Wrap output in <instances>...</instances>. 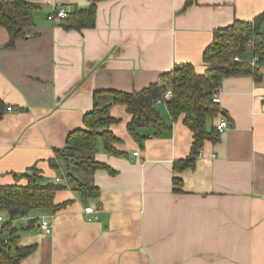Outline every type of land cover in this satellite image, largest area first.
<instances>
[{
	"label": "crops",
	"instance_id": "1",
	"mask_svg": "<svg viewBox=\"0 0 264 264\" xmlns=\"http://www.w3.org/2000/svg\"><path fill=\"white\" fill-rule=\"evenodd\" d=\"M25 1L38 7L26 36L9 48L0 27V186L24 185L16 176L30 168L64 182L50 161L83 129L96 92H139L179 64L203 73L213 32L264 12V0H102L94 27L77 31L53 16L86 9L88 0ZM261 73L259 82L222 81L219 107L229 128L180 170L174 165L193 144L183 115L172 121L157 104L170 130L158 137L140 130L147 138L139 145L127 131L126 107H112L117 122L108 129L122 155L98 141L94 160L108 170L94 172L99 196L86 202L98 219L86 220L76 192H56L55 204H66L56 214L12 221L18 246L35 247L20 264H264V66ZM0 216L2 227L9 217ZM42 218L49 233L25 230Z\"/></svg>",
	"mask_w": 264,
	"mask_h": 264
},
{
	"label": "trees",
	"instance_id": "2",
	"mask_svg": "<svg viewBox=\"0 0 264 264\" xmlns=\"http://www.w3.org/2000/svg\"><path fill=\"white\" fill-rule=\"evenodd\" d=\"M102 0H88L86 9L75 10L63 19L65 29L82 30L94 27L96 4ZM38 7L25 0H0V27L9 35L7 47L12 48L18 39L24 38L28 28L33 26L34 13ZM258 58L253 64L252 60ZM202 61L203 73H197L190 64H179L160 77V80L139 92L123 93L100 91L94 94L93 110L83 116V129L70 133L64 148L55 150L50 165L57 171L63 169L64 182L46 181L36 168L16 176L24 185L0 186V212L5 211L9 222L0 227V264H20L21 260L34 251V246H18V229L12 221L26 217L33 211L54 215L65 207L55 204L56 192L71 189L86 205L89 199L99 196V189L92 182L98 169H106L95 162L98 141L104 150L112 155H122L113 145L117 138L108 127L117 121L110 110L116 105L126 107L130 115L127 131L132 139L142 145L147 136L140 130H150L152 137L161 136L170 130L161 118L157 101L171 90L172 98L164 102L175 121L183 115L184 126L192 133L193 144L190 157L177 162L175 169L193 167L194 159L206 141L217 143L220 134L215 125L208 129V122L224 117L219 104L213 102L215 92L222 81L231 77H251L259 82L264 66V12L248 22L235 21L232 25L213 32L212 42L205 48ZM112 173L111 171H109ZM174 185L180 181L173 180ZM38 219L27 222L25 230L38 228Z\"/></svg>",
	"mask_w": 264,
	"mask_h": 264
},
{
	"label": "built area",
	"instance_id": "3",
	"mask_svg": "<svg viewBox=\"0 0 264 264\" xmlns=\"http://www.w3.org/2000/svg\"><path fill=\"white\" fill-rule=\"evenodd\" d=\"M67 16V13L64 11V10H59V11H56L53 18L57 19V20H63L65 19ZM258 62V58H254L252 60V63L255 64ZM219 93H220V89H218L214 96H213V102L216 103V104H219L220 103V96H219ZM172 98V92L171 90H168L164 96L159 99L156 103L157 104H162L166 101H170ZM12 109L11 108H8V111H11ZM215 128H216V131L218 134H222L224 131H226L228 128H229V124L227 122V120L224 118V117H219V121L215 124ZM134 156H137L138 153H134L133 154ZM202 155V151L200 150L198 152V156H201ZM56 182H61L62 179L61 178H58V179H55ZM82 215L86 218V220L88 222H93V221H96L98 219L97 217V208L96 207H93L91 205H85L83 208H82ZM0 223H2V218L0 216ZM39 229L43 232H46V233H49L50 232V229H51V224L49 223V221L47 220V218H42L40 220V224H39Z\"/></svg>",
	"mask_w": 264,
	"mask_h": 264
},
{
	"label": "rangeland",
	"instance_id": "4",
	"mask_svg": "<svg viewBox=\"0 0 264 264\" xmlns=\"http://www.w3.org/2000/svg\"><path fill=\"white\" fill-rule=\"evenodd\" d=\"M211 125H212V123L209 122L208 125H207V127L210 129Z\"/></svg>",
	"mask_w": 264,
	"mask_h": 264
}]
</instances>
